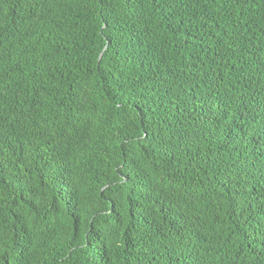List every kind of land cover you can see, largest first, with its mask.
Listing matches in <instances>:
<instances>
[{
	"label": "trees",
	"instance_id": "1",
	"mask_svg": "<svg viewBox=\"0 0 264 264\" xmlns=\"http://www.w3.org/2000/svg\"><path fill=\"white\" fill-rule=\"evenodd\" d=\"M0 264H264V0H0Z\"/></svg>",
	"mask_w": 264,
	"mask_h": 264
},
{
	"label": "water",
	"instance_id": "2",
	"mask_svg": "<svg viewBox=\"0 0 264 264\" xmlns=\"http://www.w3.org/2000/svg\"><path fill=\"white\" fill-rule=\"evenodd\" d=\"M102 55H103V53L100 55L99 62H100V59H101Z\"/></svg>",
	"mask_w": 264,
	"mask_h": 264
}]
</instances>
